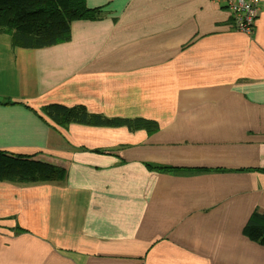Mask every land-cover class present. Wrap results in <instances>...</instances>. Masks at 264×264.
<instances>
[{
	"label": "crops",
	"instance_id": "0c3cea01",
	"mask_svg": "<svg viewBox=\"0 0 264 264\" xmlns=\"http://www.w3.org/2000/svg\"><path fill=\"white\" fill-rule=\"evenodd\" d=\"M67 42L0 34V150L64 170L0 181V264H264V0L251 34L218 0H85ZM83 105L157 129L69 123ZM149 165L160 166L159 169Z\"/></svg>",
	"mask_w": 264,
	"mask_h": 264
},
{
	"label": "trees",
	"instance_id": "16d2710c",
	"mask_svg": "<svg viewBox=\"0 0 264 264\" xmlns=\"http://www.w3.org/2000/svg\"><path fill=\"white\" fill-rule=\"evenodd\" d=\"M101 8L87 7L85 0H0V34L9 36L13 48H43L70 40V25L75 20H99ZM40 112L58 126L77 123L93 126H119L128 129H157L155 121L143 118L107 117L90 113L83 105L65 106L50 103ZM159 169L160 166L149 165ZM64 170L53 164L33 159L32 154H13L0 150V181L16 184L59 182ZM245 233L264 244V212L253 211Z\"/></svg>",
	"mask_w": 264,
	"mask_h": 264
},
{
	"label": "built area",
	"instance_id": "2783aa9c",
	"mask_svg": "<svg viewBox=\"0 0 264 264\" xmlns=\"http://www.w3.org/2000/svg\"><path fill=\"white\" fill-rule=\"evenodd\" d=\"M222 1L231 15L232 26L251 34L258 14V0H218Z\"/></svg>",
	"mask_w": 264,
	"mask_h": 264
},
{
	"label": "rangeland",
	"instance_id": "374dc122",
	"mask_svg": "<svg viewBox=\"0 0 264 264\" xmlns=\"http://www.w3.org/2000/svg\"><path fill=\"white\" fill-rule=\"evenodd\" d=\"M5 74H8V73L0 72V76H1V77H4Z\"/></svg>",
	"mask_w": 264,
	"mask_h": 264
}]
</instances>
